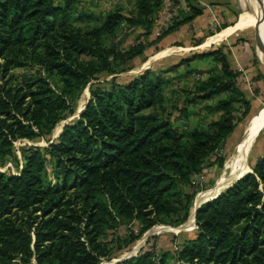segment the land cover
<instances>
[{"label":"trees","instance_id":"trees-1","mask_svg":"<svg viewBox=\"0 0 264 264\" xmlns=\"http://www.w3.org/2000/svg\"><path fill=\"white\" fill-rule=\"evenodd\" d=\"M79 1L0 0V163L18 139L47 142L22 148L16 173L0 171V264H99L112 255L107 237L120 225L137 229L117 238L115 250L156 224L185 221L196 194L185 187L204 166L222 167L236 104L245 113L251 107L237 84L241 72L221 48L117 82L147 47L121 48L122 24L148 34L163 0H135L130 14L116 7L76 18ZM186 1L188 12L157 39L202 13ZM207 57L215 66L189 102L216 98L207 110L218 116L180 132L166 114L164 87L173 79L166 74L184 65L193 73L190 62ZM101 73L112 75L108 86L90 83ZM89 83L84 109L51 139ZM195 223L193 237L175 250L150 248L116 264H264V154L251 173L203 203Z\"/></svg>","mask_w":264,"mask_h":264},{"label":"rangeland","instance_id":"rangeland-1","mask_svg":"<svg viewBox=\"0 0 264 264\" xmlns=\"http://www.w3.org/2000/svg\"><path fill=\"white\" fill-rule=\"evenodd\" d=\"M55 1L56 3L62 4V0ZM256 1L257 5L261 8L264 0ZM242 5L243 4L241 2L240 9L235 8L231 13H229L230 15L228 20H231L234 23L238 18L241 17V15H247L246 9H244V6ZM115 6L121 7L123 12L126 14H130L131 11H133L132 0H114L111 8ZM176 6H178V8L174 11L173 7L175 8ZM75 7L76 8L74 16L77 18L78 14H80L81 12H106V10L108 9V2L105 0H80ZM255 9L258 8L255 7ZM187 12L188 7L186 0H163L160 12H158L153 19L152 27L148 34H146L145 30L140 27H136L132 30L126 26H122V28L118 32L117 38L115 39V41L120 42L121 48L127 49L137 43L147 44V47L144 50L142 56L136 58L129 67L124 66L125 70L116 75V81L119 83H124L137 76L144 70L166 68L172 64L177 63L181 58H189L194 53H200V51L190 50L189 47L194 46V41L202 40L204 39V37L191 38L189 44L184 45L186 46L184 47V49L175 48V43L168 41V39H157L163 33V31L167 29V27L173 24L174 20H179ZM248 18L250 20L247 25L235 29L233 32L238 30L236 31L234 38L237 41L242 40V44L246 43L248 48L252 51L253 55V68H251L248 71L247 75L243 76V78L242 76H238L237 78V84L238 86H241L243 88L246 94V98L247 100H249L251 107L249 111L245 113L244 107L240 106V104H236L237 110L234 113V115L236 116L235 128L232 133L226 138V140L224 141V146L220 150V153L224 154L226 157L224 160V163L226 164L225 169H223L224 163L222 167L214 163L212 165L204 166L200 173L193 176L191 184L192 186H186L185 190L196 191V194L192 200L190 211L185 221L179 224H156L149 228L145 233H143L137 240L129 245V247L122 248L121 250H115L118 245L116 239L124 238L125 236H127L130 230L136 231V223L131 222L122 224L117 229L110 231L107 240H112V242L109 243V247L114 249V251L110 258L102 259L99 264H111L113 261L124 256H128L127 258H125L128 259L136 256L140 251L150 248H154L157 252L163 250H175L183 241L193 237L196 232L195 225L192 228H186L185 225L191 214H193L194 208L197 204V197L200 198L203 192L214 188L216 184H221L225 181V179L232 178L240 170V166L237 163L235 164L237 160L235 147L238 144V141H240L241 137L243 136L247 121L264 109V59L258 56L260 45L258 42V38L257 40L255 38V29L256 26H258V23L252 22L250 16ZM217 20V23H215V21L212 23V25H209L213 27L209 28L207 30V33L219 29L220 26L228 22V20H225L223 18H218ZM73 23L75 26H78L80 28H84L87 24V22L78 19H74ZM231 26L235 25L233 24ZM262 34L264 35L263 31ZM221 45L222 41H216L210 46L206 45L207 47L205 46L204 48L202 47V49L196 50L211 51L215 48H220ZM188 66L192 69H195V71L193 73H186L187 67L184 65L178 68L175 72L167 73L166 76L170 78L172 77L173 79L168 85L164 87V103L166 107V114L172 121V125L176 127L180 132H189L192 129L205 128L208 122L215 120L218 116L217 113H211L207 110V104H213L216 98H213L211 100H195V102H189V100H191L195 96V85L208 77V70L215 66V62L208 57L196 58L195 60L191 61ZM196 70H200L201 72L199 73ZM16 72L18 73V71ZM111 78L112 75L101 73L98 75L97 79L92 80L90 83H100L103 86H108L107 83L111 80ZM90 83L88 84V86H86L79 98L75 101V113L67 119L61 120L56 124L50 136L51 139H54L59 135L64 124L78 117V110L84 106V104L90 97ZM222 96L223 94H221L219 97ZM254 138L251 141V143L253 141L254 143L249 153L248 162L246 164L248 166V169L251 170L255 165L257 159L264 154V126L262 127V129H260L256 137ZM46 144V138H35L32 140L18 139L14 141V154L13 156L7 157L0 163V171L6 173H16L17 168L22 163V148L29 147L30 145L44 146ZM214 159L215 157L211 156L210 161H213ZM244 173L242 172V175ZM230 182L231 181H229L227 184H224L221 190L224 191L226 186ZM219 190L220 189H218L217 191ZM116 263L117 262H114L112 264ZM30 264L36 263L32 259Z\"/></svg>","mask_w":264,"mask_h":264},{"label":"crops","instance_id":"crops-1","mask_svg":"<svg viewBox=\"0 0 264 264\" xmlns=\"http://www.w3.org/2000/svg\"><path fill=\"white\" fill-rule=\"evenodd\" d=\"M105 1L108 2V9L106 10V12L112 10L113 8H116V6L111 8L112 4L114 3V0H105ZM132 1H133V10H134L135 0H132ZM189 1L196 4L198 7H200L202 9V13L194 17L191 21L182 24L176 30H173L167 33L162 38L168 39V41L175 43L174 45L175 48L184 49V47H186L184 45L189 44V41L191 38L204 37V39H202L198 45L191 46L189 47V49L200 51V53L208 52L209 50L201 51V50H196V49H202V47L204 48L205 46H202V45L207 40L215 38L217 35H219L223 31H226L229 28L233 27L231 25L233 24L236 25V23L238 22L240 18H238L233 23V21L228 20L229 15H230L229 13H231L235 8L240 9V3L242 2V0H189ZM106 12H102V13L93 12V13L104 14ZM218 18L219 19L223 18L225 20H228V22L220 26L219 29L211 31L210 33H207V30L213 27L209 25L210 24L212 25V23L215 21H216L215 23H217ZM122 26H126L132 30L136 28L135 26H129L127 24H122ZM236 31L232 32L229 35L223 36L218 41H222V45L220 48L226 54L231 67L233 69L239 70L241 72L240 76H242L243 78V76L247 75L248 71L251 68H253V61H252L253 55H252V51L248 48L246 43L242 44L241 43L242 40L237 41L234 38ZM211 44H214V42L209 43L208 46H210ZM258 56L264 59V53L261 47L258 50ZM239 87L245 94L243 88L241 86Z\"/></svg>","mask_w":264,"mask_h":264},{"label":"bare ground","instance_id":"bare-ground-1","mask_svg":"<svg viewBox=\"0 0 264 264\" xmlns=\"http://www.w3.org/2000/svg\"><path fill=\"white\" fill-rule=\"evenodd\" d=\"M242 4H243L242 6H244V9H246V13H247L248 16L244 15V14L241 15L239 22H237L235 26L229 28L226 31H223L222 33L217 35L215 38L207 40L205 43H203L202 46H206V45H208L211 42H216V41L220 40L223 36L231 34L236 28H241V27L247 25V23L250 20L248 18L249 16L252 19V22L258 23L259 31H260L262 40L264 42V35L262 34V31L264 32V21H262V19H261L262 15H261V12L259 11V10H261L262 7L260 8L257 5V1L256 0H242ZM255 7H257L259 10L255 9ZM248 10H250V12ZM263 126H264V109L261 112H259L257 115L253 116L252 118H250L247 121L243 136L241 137L240 141H238V144L235 147V153H236L237 160H236V162L235 161L234 162H235V164L237 163L240 166V170L232 178L225 179L224 182H222L221 184H218L217 185L218 188L214 187V188H212V189H210L208 191L203 192L201 194L200 198L197 197V200H196L197 202L203 200L206 197L214 196L216 191L218 189H221V188H219V186H222L223 183L226 184L229 181L234 180L235 177L237 178L240 175H242V172L244 173V172L249 170L248 166L244 162L245 153H246L245 151H246L247 147L250 146V143H251L252 139L254 137H256V135L258 134L260 129H262ZM192 215L193 214H191V216L189 217V219H188V221H187V223L185 225L186 228L194 227L193 216Z\"/></svg>","mask_w":264,"mask_h":264},{"label":"water","instance_id":"water-1","mask_svg":"<svg viewBox=\"0 0 264 264\" xmlns=\"http://www.w3.org/2000/svg\"><path fill=\"white\" fill-rule=\"evenodd\" d=\"M249 12H250V10H248ZM260 12H261V15H262V17H261V19H262V21H264V3H263V6H262V8H261V10H260ZM255 33L257 34H255V38H256V40H257V38H258V42H259V45H260V47H261V49H262V51H263V53H264V42H263V40H262V37H261V34H260V31H259V27L257 26L256 27V29H255ZM89 100V99H88ZM88 100H87V102H88ZM87 102L84 104V106L81 108V109H79L78 110V116H79V114L81 113V111L84 109V107H85V105L87 104ZM254 141H255V138H254ZM254 141L250 144V146H248L247 147V149H246V153H245V160H244V162H245V164H247V162H248V157H249V153H250V151H251V148H252V146H253V143H254ZM225 167H226V164L224 163V165H223V169H225ZM224 172V171H223ZM252 172V170L251 169H249L247 172H245L244 174H246V173H251ZM229 174H230V171H229ZM243 174V175H244ZM242 175V176H243ZM242 176H239V177H237L236 179H234V180H232L227 186H226V188H228V187H230L234 182H236L237 180H239ZM225 183H223V185H224ZM227 184V183H226ZM223 185L222 186H219V188H222L223 187ZM215 187L216 188H218L217 187V184L215 185ZM225 188V189H226ZM221 189L219 190V191H217L215 194H214V196H211V197H206V198H204L203 200H201V201H198L197 202V204H196V206H195V208H194V211H193V222H194V225L196 226V223H195V215H196V211L198 210V208L203 204V203H205V202H207V201H209V200H211V199H213V198H216L220 193H221ZM197 200V199H196ZM132 256V255H131ZM131 256H129V257H131ZM128 257V256H127ZM127 257H122V258H120V259H117V260H115V261H113L112 263H114V262H118V261H121V260H123V259H125V258H127ZM111 263V264H112Z\"/></svg>","mask_w":264,"mask_h":264},{"label":"built area","instance_id":"built-area-1","mask_svg":"<svg viewBox=\"0 0 264 264\" xmlns=\"http://www.w3.org/2000/svg\"><path fill=\"white\" fill-rule=\"evenodd\" d=\"M178 8V6H176L175 8L173 7V10L175 11V9H177ZM173 19V18H172Z\"/></svg>","mask_w":264,"mask_h":264}]
</instances>
